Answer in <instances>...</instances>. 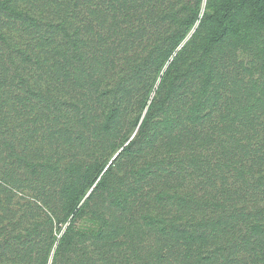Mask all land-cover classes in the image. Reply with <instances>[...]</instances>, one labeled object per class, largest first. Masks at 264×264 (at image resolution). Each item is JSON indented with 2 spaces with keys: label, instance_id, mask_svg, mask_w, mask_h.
I'll return each instance as SVG.
<instances>
[{
  "label": "rangeland",
  "instance_id": "374dc122",
  "mask_svg": "<svg viewBox=\"0 0 264 264\" xmlns=\"http://www.w3.org/2000/svg\"><path fill=\"white\" fill-rule=\"evenodd\" d=\"M160 1L155 0L150 12L138 11L137 21L143 19L154 24L155 19L165 16L168 28L162 30L164 36L180 32L182 41L166 63L159 55L154 56L149 70L142 69L145 76L134 82H128L129 74L125 72L128 62L121 66L116 64L122 59L124 51L119 47L113 50L116 45L109 40L97 41L98 26L103 19H95L92 28L77 27L69 40L68 28L62 26L57 34L53 33L23 5H20L23 12H19L25 16L18 19L9 17L0 7V35L7 37L12 44L11 52L15 47H26L24 44L30 41L29 37L20 40L22 35L16 34L35 33L36 30H41L37 38L44 37L46 49L54 52L49 54L45 48L35 51L33 47L28 51L22 50L26 52V57L13 65L10 63L7 80L3 79L0 85V113L10 118V112L23 109L30 115L29 120L37 117L45 120L44 125L38 126H42L37 132L39 137L31 145L34 155L43 156L45 161H39L40 168L26 169V174L23 172L20 180L14 182L15 186L9 194L1 192L3 197L0 200L6 199L11 204L0 205V225L11 230L18 227L19 232L25 234L26 228L37 222L41 225L39 231L48 236V239L42 237L44 246H38L41 233L38 237L32 235L28 239L25 236L24 239H13L9 243L10 249L17 253L12 254L10 249L5 254L0 253V264H91L90 260H95V264H123L135 241L138 244L143 242L139 248H133L138 256H153L158 253V248L166 260L163 264H168L170 259L175 260L180 254L178 251L166 248V245L159 248L165 241L167 246L168 242L176 244L175 237L165 238L167 234L164 232L160 237L162 241L156 244L158 234L154 235L151 229L154 224L164 223L162 221L171 211L181 210L182 203L177 199L191 198L197 192L198 183L194 180L204 173L201 172L200 177L188 175L185 167L178 164L169 173L158 170L163 156L154 155L152 151L148 163L152 162L150 168L136 158L144 150L148 151L154 137L171 131L179 134L178 130L194 126L216 137L208 142L202 136H195L191 143L196 142L201 148L192 153L197 156V153L203 152L202 156L207 161H213L215 167L219 163L221 165L212 170L217 178L215 185L210 184L207 188V195L198 187L201 191L198 196L203 194L204 199H193L187 227L200 229L207 225L216 229L219 225L227 226L221 218L217 222L215 216L229 214V222L235 226L232 240L235 239L236 257L246 263L256 260V264H264V22L256 20L247 5L237 11L226 27L215 19H202L204 14L213 15L215 11L223 18L228 2L240 4L241 0H200V6L194 0H168V4L167 0H162V5H158ZM193 12H199L200 16L195 23ZM115 24L110 16L106 26ZM8 34H13L16 41H23L24 44L14 39L10 41L12 38ZM219 36L224 39L207 56L209 40ZM32 45L30 42L29 46ZM181 50L188 55L186 60H181L179 72L176 67L174 69L177 103L171 105L166 102L153 111L151 121L154 127L151 126L152 131L147 132L150 135L141 138L143 140H139L138 146H129L131 152L121 158L115 173L122 178L120 192L126 193L110 197L107 195L110 190L105 191L98 186L103 178V174L98 175L99 170L104 168L106 171L117 163V155L131 141L138 139L135 137L142 123L138 122L139 117L141 114L145 116L162 87L167 69ZM3 51L6 53L0 39V70L4 64ZM131 58L135 60V57ZM198 68L204 70L202 74L196 73ZM101 70L111 73L103 77L102 89L99 90L93 86L100 83L98 74ZM24 71L25 75H22ZM208 73L213 77L204 86ZM32 76H37L39 89L32 86ZM201 85L206 88L208 94L204 99L209 95L208 100L201 105L193 104ZM81 87L85 88L82 90L83 97L76 92V88ZM26 92L35 94L28 95ZM126 94L129 100L126 109L114 106L113 100ZM41 101L49 103V109L44 110L43 116L38 114L37 107H31L34 102ZM116 108L119 115L113 113ZM75 118L83 122H74L68 137L58 132V126L67 119L75 121ZM179 119L186 121L180 122ZM182 136H186L185 132ZM208 137L211 138V135ZM11 146L10 143L9 148ZM170 146H174L173 143ZM22 151L23 155L30 157L26 149ZM224 154L232 158L225 160ZM94 164H99L100 169ZM185 176H190L193 181H184ZM95 178L98 180L94 184ZM158 196L165 197L164 203L160 204L162 200ZM213 197H216L215 201L211 200ZM128 200L134 205V211L123 212ZM9 207L10 211L17 213L14 214L15 219L8 217V212H3ZM45 215L51 220L48 228L46 222L41 221ZM114 230L118 232L108 234ZM98 234L108 237L103 239ZM244 243L248 244L242 246ZM0 246L6 247L1 237ZM205 248L210 253L215 252ZM207 251L205 255H209ZM225 254L228 255L226 251ZM131 259L132 264H137Z\"/></svg>",
  "mask_w": 264,
  "mask_h": 264
},
{
  "label": "trees",
  "instance_id": "16d2710c",
  "mask_svg": "<svg viewBox=\"0 0 264 264\" xmlns=\"http://www.w3.org/2000/svg\"><path fill=\"white\" fill-rule=\"evenodd\" d=\"M161 1L158 2V5H162L160 4ZM189 1L190 0H188V2ZM194 1H197V4L199 2L200 6V0ZM68 2L69 0H0V7L3 11L7 12V15L9 17L18 19L22 18L24 15V13L19 12H23V9L21 8L22 6H20L23 5L24 8L28 9V12L30 11L29 13H33L34 15L38 16L40 19V23L47 29L54 31L53 33L58 32V29H60V27L62 26L68 28L67 37L69 40V37H72V33L76 31L77 27L79 28L80 26H82L85 28V26H89L90 28H92L95 19H103V22L98 26L99 34L97 35V41L101 43L109 40V43L111 42L116 45L113 50H117L118 48L116 47H119L124 51L122 59L116 62V64L117 66H121L124 62H128V65L125 69V72H128L129 74L128 82H134L135 80H137V78H142V76H145V71L142 69L144 68L145 70H149L150 63L154 59V56L159 55L163 63H166V61H168L172 56L174 49L178 47L182 41L180 32L173 34L172 36H164L165 34H163L162 30H167L168 28L165 16L161 17L158 20L155 19L154 24L144 22L143 19L137 21L138 11H152V4H155V0H127L125 2L123 0H71L72 3ZM165 2L168 4V0ZM70 5H72V9L70 8ZM246 5L250 7L252 16L256 20L264 22V0H241L240 4L229 1L228 10L225 15L222 16L223 18L219 17L217 11H215L213 15L207 13L204 14L202 19H215V21H219L226 27V23L236 15L238 10H241ZM74 8L75 10H73ZM193 14L195 15L193 18V23H195L200 20V16L199 12H193ZM110 16L111 19L113 18V21L116 22L115 26H106V22H108ZM31 21L33 22V20ZM39 32H41V30H36L35 33L26 32V34H22V32H20L16 34L22 35V37L20 36V40L21 38L29 37L30 41H28L27 44H24L23 41H16L13 34H8L7 36L12 38L10 39V41L14 39L16 42H20L26 46L19 48L15 47L13 52H11L12 44L9 42L8 38L0 35L1 45L6 49V53L3 51L2 54L4 64L0 70V78H2V80L0 81V85L3 82V79L7 80V68L10 67V63L11 65H13L15 61L22 60L26 57V52H22V50L28 51L33 47L35 51H38L40 48L43 50L45 48V50H47L49 54H54L53 50L46 49L47 45L44 37L37 38L36 35H38ZM33 38H36L35 42H32ZM223 39V36L210 39L208 48L206 50V55L210 56L214 47ZM30 42L31 44H33L32 46H29ZM8 51L10 52L8 53ZM187 55V52L185 53L184 50H181L180 53L177 54L176 59L167 69L162 80V87L158 91L155 100L151 105H149L145 116L144 114L143 116L141 114V116L139 117L138 122L142 121V123L139 128L138 134H136L135 137H138V139L131 141L130 144L117 155L116 159H119L117 163L115 162L106 171L104 170V168L100 169L99 164H94V166H96L95 168L100 169L98 175L103 174V178L99 181L98 186H100V188H104L105 191L110 190L111 193L107 194L110 197H115L116 194L119 195L126 193L120 192L119 185L123 184L122 178H120L115 173L117 172V168L119 166L118 164L120 163L121 158H125L129 154V152H131L132 149L129 148V146H138L139 140H143L141 138L150 135V133L147 134V132L152 131V129H150L151 126L154 127V124L151 121V119L153 118V111H157L156 108L158 106L165 105L166 102H170L171 105L177 103V101H175V98H177L178 92H175V84L173 83L176 80V78L174 77V69L176 67L179 72V70L181 69L179 67V64H181V60H186ZM131 56L135 57V60L134 58L132 60ZM137 56L138 58H136ZM123 57H126V59L124 60ZM53 65L55 66V63ZM133 65L135 67H133ZM4 67H6V70L4 69ZM16 69L18 68L16 67ZM195 70L196 69H194V71ZM203 71L204 70L202 68H198L196 70V73L202 74ZM21 73L22 75H25V71ZM110 73L111 71L101 70L100 74H98L100 75L98 79L100 83L98 82L97 85L92 86L95 89H102L101 84L103 83V77ZM15 74H17V72H15ZM205 77L208 79L204 80V86H207L210 83L213 74L208 73V75L206 74ZM32 80V86L36 89H39L36 85L38 82L36 81L37 76H34ZM117 85L120 86V83H117ZM47 88L49 87L47 86ZM82 90H85V88H76V92L79 97H83L85 95L84 91ZM26 93L28 95L35 94L31 92ZM38 93L40 94L39 91ZM94 94L96 95L95 92ZM196 94L197 95L194 94L196 96V100L193 101V104L201 105L203 102L208 100L209 95L206 99H204V97L208 93L206 92V88L202 85L200 90L197 91ZM113 102L115 104H113L114 106L122 107V110H124L126 109L125 106L127 107L129 100L126 94L123 98H115ZM145 103L147 102L145 101ZM31 105L32 108L37 107L38 111L40 112L38 113L40 114V116H43L44 110L49 109V103L46 104L44 101H41L40 103L34 102ZM145 107H147V104ZM116 110L117 111L113 113L119 115L117 108ZM28 116H30L28 112L23 109L10 112V118L6 117L3 112L0 113V198L3 197V194H1V192H6L8 194L10 193L11 188L15 186L14 182L17 183V181L20 180L23 172L26 171V169L30 168V170H33V168L38 166L40 168L41 163H39V161L43 163L45 161L43 156L39 157V154L38 156H35L34 149L31 150V145H34L35 141L39 137L38 133L41 131L40 128L42 126H38L40 124L44 125L45 120L42 117H37L29 120L27 119ZM74 120L75 121H72V119H67L65 123H62L60 126H58V132L65 137H68L69 132L71 131L70 129L72 128L74 122H79L80 124H82L83 122L80 120L78 121L77 118H75ZM26 121L29 123H27V126H25ZM179 121L185 122L186 120L179 119ZM165 123L167 124L169 122ZM178 132L180 133L177 134L171 131L167 135H160L156 138L154 137L151 146H148V151L145 152L144 150L140 154V156H137L136 158L140 159L141 162L143 164L145 163L146 165L149 163L150 152L152 151L154 152V155L159 154L163 156L162 161L158 164V170L167 171L169 173L170 169L178 164L182 168L185 167L184 171H187L188 175L199 176L201 172L204 173L202 177L199 176L200 178L194 180L198 184L197 192L194 195H191L192 199L190 197H188V199L179 197L177 200L182 203L181 210L171 211L165 218V220L162 221L164 223H160L157 226L154 224V228H152L151 231L154 235L158 234V238L156 237V244L161 240L160 237L164 232L167 234V237L165 236V238L175 237L174 239L177 241L176 244H173V242H168L167 246V241H165L163 245L159 247L163 248L166 245V248L171 247L172 250H175L176 252L178 251V253H180L175 260L170 259V262L168 264H256V260L248 261L246 263L243 259L236 257L235 254L237 253L234 252V250L236 249V244H234L235 239L232 240L235 226H231L229 222V214H223L217 217L215 216L217 222L221 218V221L225 222L227 226L219 225L216 229L214 228V226L211 227L207 225L202 226V228L200 229L196 226H191V228L187 227V218L188 215H190V210L193 206L192 203H194L193 199H204L201 195H207V188L210 186V184L215 185L214 180L217 177L212 174V170H217V167H219L221 163H219V166L215 167L213 161H207L206 157L202 156L203 152L197 153V156L192 153L194 150H198L201 148V146L196 144V142L191 143V140L195 138V136H197V138L202 136L204 139L210 142V140L212 141L216 137L215 134H210L208 133L209 131L205 129L202 130L201 128L196 126L190 129H181L178 130ZM183 132H185L186 134L185 137L182 136ZM187 135L191 136V138H186ZM208 135H211V138L208 137ZM10 143L12 146L9 148ZM170 143H173L174 146H170ZM21 148L26 149L25 152H27L30 157H28L26 154L23 155L22 153L24 151H22ZM15 149L16 151H18L17 153H15ZM182 154H184V156H181ZM224 155L225 158H227L225 160H230V158H232V156H228L226 154ZM22 156H27V158ZM151 163L152 162L147 165V168H150L152 166ZM3 167H5V169ZM24 174H26V172H24ZM111 178L113 179V182H111ZM97 180L98 178H95L94 184ZM186 180H189L190 182L193 181L191 180L190 176H185L184 181ZM198 187H201V190L203 192V194H201L200 196L198 195L201 193V191ZM114 188H117L118 190L116 189L117 191L112 192V190H115ZM213 196H215V194ZM158 199L162 200L160 201V204L164 203L165 201V197L163 198V196H158ZM211 200L215 201L216 197L211 198ZM0 201V205L11 204L10 202L7 203L6 199ZM125 203L126 206H124L125 208L123 212H128L130 210L134 211V205L131 204L130 200ZM10 209L11 207L7 209L4 208L3 212H8V217L15 219L14 214L17 213L14 211H10ZM75 216H77V213H75ZM41 221L46 222V228H48L49 224L51 223V220L47 215H45V218H42ZM40 228L41 225L36 222V224L32 225L30 228H26L27 230H25L26 233L24 234L19 232L18 227L15 228V230H11L7 226L0 225V237L6 243V247L0 246V253L5 254L6 252H8L7 249H10L9 243L10 241H13V239H24V236L26 237V239H28L32 235L38 237L40 233L41 238L39 239L38 246H44L45 242L43 238L48 239V236L44 232L39 231ZM255 230L258 231L259 228L256 227ZM116 232H118V230H114L108 234L112 235ZM12 233L14 235H12ZM97 236L103 239L108 237V235L103 236V234H98ZM247 244L248 243H244V245L242 246H245ZM140 245H143V242L138 244V242L135 241L134 243H132L131 248H129V250H131V253L128 254L129 257H124L123 264H132L133 260L131 258H133L135 260L134 262L137 264H163L164 262H166L165 258L161 256L160 251L158 250V248H156V246L155 248L158 251L157 254L155 253V255L148 257L138 256L136 252H134L133 248H139ZM205 247L214 249L215 252L210 253L207 250H204L206 249ZM39 251L40 248H38V252ZM205 251H207L209 255H205ZM225 251L226 253H228V255L225 254ZM11 253L15 254L17 253V251L12 249ZM27 257L31 256L27 255ZM89 262L91 264H95V260H90Z\"/></svg>",
  "mask_w": 264,
  "mask_h": 264
}]
</instances>
